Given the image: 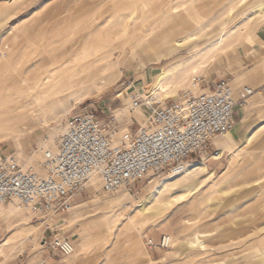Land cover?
<instances>
[{"label": "rangeland", "instance_id": "1", "mask_svg": "<svg viewBox=\"0 0 264 264\" xmlns=\"http://www.w3.org/2000/svg\"><path fill=\"white\" fill-rule=\"evenodd\" d=\"M162 12L168 20H157ZM179 13L200 21L169 19ZM170 25L180 30L174 38L186 39L183 47L165 55L175 43L159 38L165 45L142 50L145 40ZM260 29L264 0H0V86L8 89L20 79V90L3 92L2 102L8 112L25 108L28 117L12 127L22 117L2 122L7 117L0 111V158L15 153L26 169L42 173L43 150L54 147L69 116L85 107L108 130L115 124L118 134L134 133L145 117L142 109L131 110L130 83L141 93L167 97L159 78L173 70L172 97L195 78L229 77L261 57ZM181 31L196 35L179 36ZM65 64L112 65L84 84L90 92L47 109L53 95L42 92L43 84ZM242 140L222 151L211 145L189 166L206 162L209 171L175 188L165 183L179 174L167 171L116 193L91 179L78 206L55 229L75 244L68 257L43 245L50 233L41 219L16 204L0 206V264H264V128L256 131L252 147L238 148ZM140 205L147 211L140 212ZM197 235L203 243L190 246ZM164 236L172 237L168 248L147 244Z\"/></svg>", "mask_w": 264, "mask_h": 264}, {"label": "built area", "instance_id": "2", "mask_svg": "<svg viewBox=\"0 0 264 264\" xmlns=\"http://www.w3.org/2000/svg\"><path fill=\"white\" fill-rule=\"evenodd\" d=\"M129 86L131 110L142 109L145 117L134 133L118 134L115 124L108 130L94 110L85 107L69 116L54 147L43 150L42 173L26 169L15 153L0 158V206L16 204L41 219L50 233L43 245L62 256H71L75 244L57 233L56 226L78 206L91 179L97 177L104 192L116 193L150 173L180 174L214 145L216 137L234 130L238 107L256 92L264 93V87L244 86L237 96L231 76L195 78L172 97L141 93L134 82ZM147 244L168 248L171 239L164 236L159 243L150 239Z\"/></svg>", "mask_w": 264, "mask_h": 264}, {"label": "bare ground", "instance_id": "3", "mask_svg": "<svg viewBox=\"0 0 264 264\" xmlns=\"http://www.w3.org/2000/svg\"><path fill=\"white\" fill-rule=\"evenodd\" d=\"M241 1H243V0H241ZM168 29H169L168 31L166 30L164 32H159L157 37L151 38V39L147 40V42L145 40L144 45H142L140 43L142 46V50H146L147 47H151V46L155 47L157 45L158 46L165 45V44H162L160 42L159 38H165L166 40L168 39L169 42L171 40H173L176 47L184 46V44L186 43V39L174 38L175 33L180 32V30H177V28H175V27L173 28V26L171 27V25L169 26ZM193 37L194 36H192V38ZM139 39L141 40L142 37L140 36ZM222 42H223V40L221 39L219 41V44L212 46L204 57H206L208 55L210 56V54L216 48H218V46H220L222 44ZM165 53H168V52L166 51ZM101 60H103V58ZM111 65L112 64H78L75 67H73V66H70L69 64H65L60 69L56 70L53 78L49 79L50 81L43 84L42 92L47 94V95H53V98L47 104H45L44 107H46L47 109H52V108H55L60 102L65 101V100L69 99L70 97H76V95H82L84 93L90 92L91 88L90 87L86 88L84 86V84L87 83L88 81H94L95 77L101 76L102 72L105 69L109 68ZM193 70H194V67H192L190 71H193ZM17 72H18L17 76L21 77L22 68H18ZM173 73H174L173 70H168V71L164 72L163 75H161V77L159 78L160 79V81H159L160 86L159 87L163 92L167 93V95H166L167 97L169 96V93L172 91L173 83L168 82V80ZM187 75H188V72H187ZM185 77H187V76H185ZM21 78H23V77H21ZM165 78H167V81L164 82ZM18 79L19 78L15 79L14 83H12L8 89H6V87L3 84L0 86V92L2 93V98L0 100V111L3 115H5L7 117L5 120H2V122L10 119L14 115L22 117V120L17 122L16 124L15 123L12 124V127L13 126L17 127L19 125V123H22V122H24V120L28 119V117H26V115H25V113H26L25 108L20 109V110H19V108H15V109H11V111L8 112V111H6L7 110L5 107L6 104H4V102H2L3 95L7 96V94H3V92L9 91L10 93H12L14 91H17V89H19V88H17V84L19 83L20 79L19 80ZM6 86H8V85H6ZM98 88H100V87H98ZM15 110H19V111H15ZM251 140H252V138L248 139L246 142H251ZM206 172H207V169H206V166L203 162L196 163L195 165L191 166L190 168L188 167L185 171L180 173L178 175L179 176L178 179H176V180L170 179V180L166 181L165 188H167V189L168 188H175V187L180 185V183H181L180 180H182V179L188 180L190 178L195 180L200 175H203ZM89 182H92V181L90 180ZM186 186L190 187L191 185L190 186L186 185ZM158 191L161 192L162 190L160 189ZM189 191L190 190H188V192ZM176 199H178V198H175V200ZM146 211H147V207L145 205H140V212H146ZM200 237H202V236L197 235L194 240L192 239V241L189 242V245L190 246H197L198 243L202 244L203 242L200 239ZM170 239L172 242V237H170Z\"/></svg>", "mask_w": 264, "mask_h": 264}, {"label": "crops", "instance_id": "4", "mask_svg": "<svg viewBox=\"0 0 264 264\" xmlns=\"http://www.w3.org/2000/svg\"><path fill=\"white\" fill-rule=\"evenodd\" d=\"M206 13H203L205 15ZM168 20L165 17V12L159 14L157 20ZM171 20H194L200 21L197 17H186L185 14L179 13L170 17ZM192 30V29H191ZM195 29H193L194 32ZM190 32V31H189ZM260 37H262V45H264V29L258 31ZM195 36V33H189L184 31L180 33L179 36ZM183 47V46H182ZM176 46L165 47L164 52H168L165 55H169L173 50H176ZM251 51L250 53H252ZM261 57L251 59V61H245L241 69H238L234 74L231 75L233 79V87L238 96L239 91L244 87L252 88H261L264 87V49L261 47ZM256 127V124H258ZM264 128V93L256 92L249 97L247 104L242 107H238L236 110V126L232 132L226 135V138H216L213 143L216 146H219V149L222 151L229 147L237 146L239 140H242V145H251L253 146V140L251 142H246L250 138H254L256 131ZM220 154V153H218ZM215 159L219 158V155L214 156ZM206 166L207 171H209L208 165L206 162H203ZM212 172V171H210ZM213 173V172H212Z\"/></svg>", "mask_w": 264, "mask_h": 264}]
</instances>
